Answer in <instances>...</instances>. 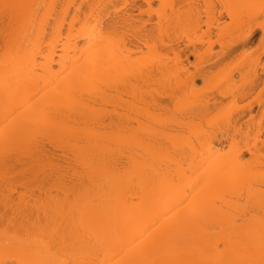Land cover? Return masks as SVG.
I'll return each mask as SVG.
<instances>
[{"label":"bare ground","instance_id":"bare-ground-1","mask_svg":"<svg viewBox=\"0 0 264 264\" xmlns=\"http://www.w3.org/2000/svg\"><path fill=\"white\" fill-rule=\"evenodd\" d=\"M12 1L10 2L21 5L43 6V10L38 13L39 20L36 25V36L31 38L32 41H38L36 50L39 55L34 59L31 66L21 68L19 64L11 60V54H7L9 58L6 61V51L2 43L1 46L3 48L0 47V60L2 61H0V130L4 129L6 125L4 119L5 104L8 103L10 106L24 104L25 108H27L29 97L35 93L54 94L56 88L58 86L63 87L65 82L63 78H57V73L62 68H68L69 77L78 81L92 71L99 73L102 67L105 70V74L111 73L114 83L104 85L100 90L81 89L77 93L78 99L65 98V102L58 110L60 120L65 126L74 128L79 133L78 138H83L85 144L68 145L65 143L53 144L51 141L44 142L40 151V158L46 162V165L39 172L34 169V161L29 156L14 151H10L7 155L5 154L3 136L2 132H0V261H8L11 264L13 259L19 261L29 258L31 253L41 251L40 241L43 239L44 234L36 224V221L43 215L44 210L42 207L43 201L39 200V198L41 195L49 198L56 191H59L62 196H67V192L62 189L70 190L72 185H78L81 180L87 179V173L83 165L86 153L91 148L96 147L97 141L104 144L106 141L113 140L118 141L116 149L114 151L109 149L108 151L114 157V161L121 162V168L126 174L127 178L124 180L123 189L111 198L115 201L113 203L108 202L109 197L94 193L91 199L95 200L96 203H86L75 212L74 220H70L69 230L71 231L72 228L78 227L79 238L74 246H69L67 251L61 250L58 252L57 256L59 258L78 260L85 262V264H119L120 261L127 258L126 253L129 249L134 248L139 243L140 233L162 217L168 201L172 198V189L175 185L190 188L192 184L205 177L212 178V182L205 191H210L211 197L218 200L219 203L209 206L199 221L191 226L189 234L181 241L180 257L189 261L190 264H218V262L232 264V262L248 258L249 249L258 254L262 229L261 218L264 217V134H262V138L258 135V132H261L259 131L261 129L260 119H258L257 123L255 122L256 124L253 123V120H256L251 116V109L246 112L248 104L245 105L244 113L242 111L244 109L240 110L242 112L239 113L238 109H241L242 106L237 108L236 101H234L235 104L232 102L230 105L228 104L226 108L224 106L226 104L222 105L221 108L225 110L222 115L218 114L217 107L216 109L214 108L215 106L211 107L213 110L210 108L213 104H217V100L214 103H210L212 104L210 105V101H206L208 98L206 100L202 99L203 96L199 94V90H196V93L201 96L199 97L200 100L198 97V100L195 98L197 101L188 100V97H194L193 95L196 94L194 93L195 89L193 90L190 85L195 84L196 78H200L205 82L206 77L209 76L208 74H212L208 69L216 64L214 61L210 62V59L217 55L211 54L210 51V53H207V50H210L211 47L209 43L204 54L213 56L210 57L208 55L210 58L207 61L210 64L202 67L201 65H206L207 61L205 63L200 61H203L206 54H199V52L198 55L196 48L193 47L195 46L193 44L195 41L188 39V43H191L193 47L189 53L195 54V56L198 55V60L199 56L200 59L201 57L203 58L199 60L201 68L197 69L195 74L189 73V69L185 67L186 65H184L183 60L179 56L183 49H179L180 45L178 47L176 42L175 47H173L174 42L172 43V40L175 41L173 39L175 38L174 36L179 32H181V36H186L185 31L182 32L180 26L183 28L187 24L188 27L192 23L191 29L196 30L200 27L198 22L200 21L198 19L200 11L198 10H201V6L199 8V2L196 5L193 0H186L187 2L185 0H157L159 1L158 6L161 4L168 5L167 10H169L167 12L173 13L172 20L174 22L170 21L169 17L166 16L164 17L163 29H161V25L158 22L159 18H156V24H154L155 21L152 24L149 21L148 27L150 30H154L158 36L161 30L164 34L167 28L169 29L170 24L173 32L176 29V34L171 31V34H174L171 35V37L173 36L172 40L164 36L159 44V47L161 49L163 47L165 50L160 55L166 53L161 56L168 58L163 64L158 62L143 72L136 71L133 75L125 78L119 70V66L123 62V55L125 53L135 55L139 49L135 47H130L126 50L116 49L111 41L96 39L101 30L106 27L105 22L109 18V12L113 16L115 15V9L110 6L120 3L121 0ZM141 1L145 4L151 3V0ZM183 1L186 6L183 5L184 8L181 6ZM188 1L191 5L194 3L192 7H190L191 5ZM222 1L220 0L219 3L224 4L225 1ZM240 1L226 0L225 4H258L260 0ZM3 2H7V0H3ZM125 2L141 4L137 0H125ZM175 3L182 4H179L180 7L178 6L177 8ZM208 4L212 5L211 2ZM204 7L205 15H209L212 9H209L208 12ZM244 9L242 7L231 9L233 16L236 18L235 26H238L241 22L239 21L240 16L244 15L242 11H244L243 13L248 11ZM26 11L29 13L33 12L32 9H27ZM183 12L184 15H182ZM225 12V17H228V22L231 25L228 24L224 27L220 24L216 27L217 29L220 26L224 27V30L219 28L224 33L226 28H229L226 31L228 32L233 27L232 32L230 31L231 33L224 34L225 36H231L233 30L235 31V27L230 23L228 11ZM0 14L3 15L2 13ZM218 17L220 16L218 15ZM4 19V16L0 17L3 26L6 24ZM225 22L226 20L223 23ZM2 28L4 29V27ZM3 29L0 30L3 31ZM178 29L179 32L177 33ZM217 31L220 32V30ZM216 33L219 36V33ZM236 33L234 36L239 35L238 32ZM233 34L231 36L233 41H226L227 39H225V42L229 44L235 42L230 46L229 44L227 47L222 46L221 42L223 43L224 40L220 41L221 39H218L219 45H221L220 49L223 47V50H226L223 56L231 54L235 47H238L237 44L239 42L241 45H245L252 38L250 37L246 41H238ZM89 35L93 36L92 48L91 50H86L84 40ZM220 35L222 36L219 38L224 36L223 33H220ZM21 39L23 40L24 37L22 36ZM164 39L167 40L163 41ZM177 40L179 41L178 38ZM167 41H171L172 44L170 42L168 44ZM178 41L177 44H180ZM28 42L25 41V43ZM136 43H139V41L137 40ZM166 49L169 50V53H173V55H171L172 53L170 54L171 57L175 55V58L172 57L173 60L167 55ZM247 55L250 56V54ZM251 58L255 60V56ZM259 58H256L257 60H255L254 64V60L250 61L252 59L249 57L250 60L248 62H250V65L249 63L247 64V58H245L243 63L249 66L246 67L242 63L238 66V69L240 68L239 74L242 71L244 76L250 70V74L249 72L246 74L249 78L246 81L249 82L246 83L244 78L242 79L243 83L247 84L245 85L247 89H245L249 93L251 89L254 91L255 87L258 86L259 88L257 70L263 72L264 69V64L262 65L261 63V68L254 69L256 63L260 61ZM92 60H95L96 63H89ZM168 61L174 62L169 64ZM251 62H253L254 68L250 67L253 66ZM74 66L79 68V76L73 71ZM259 66L256 65V67ZM129 70L132 71L131 68ZM231 71L233 72L234 70H229L228 73L221 75L217 74V77L212 74V76L210 75V80L205 82V86L208 87V85L211 86L213 84L211 82L216 81L215 78H218L217 81L219 80V82L216 81L214 83V89L220 91L221 94L223 90H225L223 91L225 94H230V96H226V99L229 97L228 101L235 100L236 96L241 95L239 93L237 95L235 93L237 88L228 83L229 79L227 78L232 74ZM158 76L159 78H157ZM245 78L247 77L245 76ZM158 79L161 83L160 81L159 83L157 82ZM117 80L119 81L118 83L115 82ZM262 80H264V77ZM209 81L211 82L209 83ZM257 82L256 86L255 83ZM156 84L159 89L162 84L165 85V88L167 85L174 84L178 95L182 90H186V93L183 92L185 94L177 95V97L175 95L176 100L173 96V100L172 97L166 96L170 94L169 90H166L169 94L163 92V86L161 88L162 91L158 89V91L165 94L162 97V93L157 95L155 91L157 86H155L156 89H151ZM261 84V88H264V82H261ZM226 87L228 90L224 89ZM240 89L246 93L244 88ZM203 90L206 89L204 88ZM210 90L209 95L213 97L212 89ZM176 91L174 92L175 94ZM260 92L259 90L258 93ZM174 93L170 95L172 96ZM192 93L193 95H191ZM153 94L157 99L160 97L159 99L164 101V103L157 100ZM126 95L129 97L126 98ZM123 96L125 97L123 98ZM233 96L235 97L232 98ZM161 97L166 100L171 99L169 100L171 102H165ZM125 98L131 99L128 101ZM258 98H256L257 105L260 104ZM222 99L224 100L225 97H222ZM167 102L172 105L170 106ZM234 108L236 116L232 112ZM260 108L262 109V107ZM228 110H230L229 113H227ZM237 110L239 112H236ZM210 114L212 116H209ZM232 114L234 115L232 116ZM246 116V119L251 122H248L249 125L246 124V120V123L243 120ZM217 117L220 118L218 121L216 120ZM241 120L247 126L245 127L244 124L245 129L243 131H241V126L239 125ZM213 121L216 122V130L212 133V138L209 141L213 151L227 153V149L232 147L234 139L236 142L244 139L241 142H246L243 144V148L249 152L250 156L249 154L247 155L249 158H245L244 151L239 153L243 157L242 162L236 160L235 154L231 156L223 155L220 159H216L211 153H208V146L201 139V136L204 135L203 126H207ZM220 124H223L222 128ZM251 126L255 127V130L253 129L254 127L252 128L253 134L249 132ZM88 141H91V143H88ZM257 144L262 150L256 146ZM66 153L71 157H68ZM181 163H183V167L179 166ZM24 169L25 171L23 172L22 170ZM157 173L160 176H167L169 182L162 184L156 195L146 196L141 186V175L147 176ZM132 177H135V182L132 181ZM172 177L175 178V185L171 183ZM58 178H62L65 183H57ZM13 179H16L15 184L14 182L12 183ZM18 179H20V185L31 186L30 188L26 187V191L35 193L34 196L30 195L29 201L26 202L29 212L28 215L23 217L14 213L13 205L15 201L11 199V196L15 194L13 192L19 187V184L17 185ZM110 219L113 222H119L118 229L111 231L107 243L98 242L96 234L104 233L108 230ZM161 222L171 223V220H162ZM6 228L9 229L7 233L5 231ZM19 233L23 234L21 239H17V234ZM242 241H247V245L242 243Z\"/></svg>","mask_w":264,"mask_h":264},{"label":"snow or ice","instance_id":"snow-or-ice-1","mask_svg":"<svg viewBox=\"0 0 264 264\" xmlns=\"http://www.w3.org/2000/svg\"><path fill=\"white\" fill-rule=\"evenodd\" d=\"M115 9L113 16L109 12V18L105 22L97 40L111 41L116 49L126 50L130 47L138 48L135 55L124 54L123 62L119 70L123 76H131L134 72H143L156 63H165V57L160 53L164 51L159 47L162 42L163 31L159 36L154 30H150L148 22L159 18L161 29H163L164 17L173 19L172 14L167 12L168 5L161 4L156 6L152 3L134 4L121 0L120 3L110 6ZM174 7V6H173ZM234 7H242L248 11L240 17V23L236 24V18L231 11ZM209 9L221 11V17L224 11H228L232 26L239 35L235 38L238 41H246L253 37L256 32L259 35V43L252 50L261 52V64H264V0L258 4L251 3L247 5H209ZM32 9L29 13L26 10ZM43 10L41 5H21L0 0V13L3 14L6 24L0 39L6 51V61L11 54V60L19 64L21 68L31 66L34 59L38 57V41H32L36 36V25L39 20V11ZM213 12H209L208 24L213 26L215 20ZM235 35V33H234ZM24 37L22 40L21 37ZM169 38H171V24L169 25ZM93 36L85 37L84 43L86 50L92 48ZM139 43H136V41ZM25 41H29L25 43ZM89 63L95 64L92 60ZM132 69L130 71L129 69ZM73 71L79 76V68L74 66ZM57 78L65 80L63 87H57L54 94L35 93L29 97L28 107L24 104H15L10 106L5 104L4 119L5 128L0 130L3 136V147L5 154L10 151L22 153L34 161V169L39 172L45 168L46 162L40 158V151L44 142L51 141L53 144L65 143L68 145H84L83 138H78L79 133L65 126L58 115V110L67 99H78L77 93L81 89L100 90L104 85L114 83L111 73L105 74L101 67L100 72L92 71L83 79L73 80L69 77L68 68H62L57 73ZM118 83L119 81H115ZM55 83V81H53ZM261 107L264 108V88L261 89ZM220 118L217 117L218 121ZM254 119V118H253ZM215 121L210 122L204 127V135L201 139L208 146V153H211L216 159L223 155L235 154L237 161L242 162L243 157L239 155L244 150L243 142H236L234 139L231 148L227 153L214 152L209 141L212 133L216 130ZM261 132L264 134V114L260 117ZM223 127V124H220ZM91 143V141H88ZM118 141H106L101 144L97 141L96 147L91 148L85 155L83 165L87 173V179H83L78 185H72L69 189H62L67 192V196H62L56 191L53 196L45 198L43 195L39 200L43 201V215L40 216L36 224L40 227L44 236L41 239V251L29 254V258L19 261L13 259L11 264H85V262L71 259L59 258L57 253L61 250L67 251L69 246H74L79 238V228H70V220H74L75 212L81 209L86 203H96L91 199L93 194H99L109 197V203L115 202L112 197L123 189L126 174L121 168V162L114 161V157L109 154V149L115 150ZM250 143V141H249ZM183 167V163L179 165ZM55 175V173H54ZM91 181V183H90ZM135 182V177H132ZM167 176L157 174L141 175V186L146 196L156 195L162 184L168 183ZM212 182L211 177H205L192 184L190 188L181 185H175V178L172 177L171 183L175 185L172 189V198L168 201L166 210L162 217L157 219L154 224L145 228L138 238L139 243L134 248H130L126 253L127 258L120 261L119 264H190L189 261L182 259L179 255L180 244L183 238L187 237L190 228L197 223L203 216L207 208L212 204H218L219 201L211 197L210 191L205 189ZM57 183L63 184L62 178L57 179ZM30 185L17 187L15 194L11 199L15 201L13 211L21 217L28 215L26 202L30 195L35 193L26 191ZM7 195V194H6ZM162 220H171V223H162ZM262 229L260 233V245L258 254L249 249L248 258L232 262V264H264V217L261 218ZM119 227V222L109 220L108 230L104 233L96 234L98 242L107 243L111 231ZM6 233L9 229H5ZM22 233L17 234V239H21ZM247 245V241H242ZM36 257V258H32ZM0 264H9L8 261H0ZM224 264V262H218Z\"/></svg>","mask_w":264,"mask_h":264},{"label":"rangeland","instance_id":"rangeland-1","mask_svg":"<svg viewBox=\"0 0 264 264\" xmlns=\"http://www.w3.org/2000/svg\"><path fill=\"white\" fill-rule=\"evenodd\" d=\"M10 1H12V0H9V3H11ZM137 1H138V3L141 2V4H145V3H142L141 0H137ZM185 1H186V0H185ZM193 1L196 3V5H197V3L199 2V3H198L199 8H200V6H201V10H202V11H203V7H204V5H205L204 8H206L208 12H209V8L206 7V6H209V4H208L209 2H211L212 5H217V6L223 4V3H222V4L219 3L220 0H217V1H216V0H196L197 2H196L195 0H193ZM221 1H222V0H221ZM223 1L226 2V0H223ZM223 1H222V2H223ZM242 1H243V0H241L240 2H242ZM252 1H253V0H252ZM256 1H257V0H256ZM258 1H259V0H258ZM7 2H8V0H7ZM12 2H13V1H12ZM186 2H187V1H186ZM188 2H189V1H188ZM191 2H192V1H191ZM207 2H208V3H207ZM225 2H224V4H225ZM246 2H247V1H246ZM259 2H260V1H259ZM151 3L154 4V5H156V6H158L159 1H157V0H151ZM184 3H185V2L183 1V4L181 3L182 5H181L180 3H179V4H180L181 6H183V5L185 6ZM189 3H190V2H189ZM139 4H140V3H139ZM175 4H176V3H175ZM179 4H176V5H177V8H178ZM193 4H194V3H193ZM193 4L191 5V3H190V5H191L190 7H192ZM224 4H223V5H224ZM240 4H241V3H240ZM184 6H183L182 8H184ZM188 6H189V5H188ZM179 7H180V6H179ZM185 7H186V6H185ZM196 8H197V6H196ZM168 10H169V9H168ZM168 10H167V11H168ZM179 10H180V9H179ZM201 10H200V9L198 10V11H200V14H199L200 16L198 17V19H200V21H198L200 27L197 28L196 30L191 29L192 26H193L192 23H190V26H188V27H187V24H186V26L183 24V25L185 26V27H183V28L180 26V28L182 29V32L185 31L186 36H184V35L181 36V35H180L181 32H179V29H178L177 33H178V32H179V33H178L176 36H174L175 38H173L175 41L172 40V37H173V36L171 37L172 43L174 42V43H173V45H174L173 47H175V42H176V45H177L178 47H179V45H180L179 49H180V48L183 49V50H182V53H180V55H179V56H180V59L183 60L184 65H186L185 67H186L187 69H189L190 72H189V71H188V72H189V73H194V74H195V72H196L197 69L201 68V67L199 66V63H200V62H201V63H205V61L209 60V58H210L211 56H213V55H217L216 57L214 56L215 58H214V57H211V59L214 58L212 61H211V59H210V62H213V61H214V62H216V64H215V66L212 65V66L208 69L209 72H212V74L214 75V77H217V74H218V75H221V74H224V73H228L229 70H232V69H233L234 71H233V72L231 71L232 74H231V75L228 74V75H230V76H229L230 78H229V77L227 78V79H229V82H228V83H231V85H233L234 88H237V90H239L240 88H244V90H246L247 88H246L245 85H247L246 83L249 82V81H246V79H249L248 76H247L246 74H247L248 72H249V74H250V70H248V72L245 74V76L247 77V78H245V76L242 75V71H241V73L239 74V72H240L239 69H240V68L238 69V66H239L241 63H242V65L245 64V63H243L245 58H247V64L249 63V65H250V62H248V61H249L250 59H252V60H250V61H253L254 58H251V57H253V56H255V60H257V59H256L257 57H260L259 60L261 61V52H260V51H256V52H253V51H252V50L256 47V45L259 43V35H258L256 32H254V33H253V37L251 38V40L248 41L245 45H243V44L241 45V43L239 42L240 44H239V43L237 44L238 47H237V46L235 47V49H234L235 51L233 50L234 52L232 51L231 54H230V53L228 54V56H226L227 54L223 56V54H225V51H226V50H223V47H222V49H220V46H221V45H219L220 43H219L218 41H219L220 39H221L220 41H223V40H224V42H223V43L221 42V44H223L222 46H226V47H227L229 43H228V42H225V39H227L226 41H228V40L233 41V40H232L233 37H231V36H232L233 33H235V35H236L237 33L233 30V33L231 34V36H230V35L225 36V35H227L228 33H231V32H232V28H233V27L230 28V29H231V30H230L231 32H230V31L226 32L227 30H229V28H226V29H225V33H224V31H223V30H224V27H226V25L229 24V22H228V21H229L228 17H227V16L225 17V15H226V12H225V11L223 12V15H224V16L221 17V12L218 14V12L220 11L219 9H216V10H213V11L210 10V11L213 12L214 17H218V15L220 16L219 19H216V20H215V24H214L213 26L210 27L209 24L207 23V19H208L209 15H207V14L205 15L204 11L202 12ZM244 10H245V9H244ZM176 11H177V9H176ZM181 11H182V9H181ZM181 11H180V12H181ZM174 12H175V11H174ZM180 12H179V13H180ZM184 12H185V11H184ZM184 12L182 13V15H184ZM186 12H187V11H186ZM243 12H244V11H242V14H245V13H243ZM169 13H170V12H169ZM176 13H177V12H176ZM202 13H203V14H202ZM172 14H173V13H172ZM2 16H3V15L0 14V17H2ZM174 16H175V15H174ZM238 16H239V15H238ZM241 16H243V15H241ZM241 16H240V17H241ZM180 17H181V14H180ZM180 17H179V18H180ZM182 17H183V16H182ZM200 17H201V18H200ZM174 18H175V17H174ZM183 18H184V17H183ZM1 19H2V18H1ZM184 19H185V18H184ZM224 19L226 20V22H228L227 24H226V22L223 23V22L225 21ZM4 20H5V19H4ZM155 20H156V19H154V20H150V21H151L150 23L152 24ZM185 20H186V19H185ZM185 20H184V21H185ZM172 21L174 22V20H172ZM179 21H180V20H179ZM182 21H183V20H182ZM187 21H188V20H187ZM222 21H223V22H222ZM230 21H231V18H230ZM239 21H240V19H239ZM176 22L178 23V21H176ZM198 22H197V24H198ZM200 22H201V23H200ZM4 23H6V20L4 21ZM4 23H3V24H4ZM183 23H185V22H183ZM222 23H223V24H222ZM230 23H231V22H230ZM0 24L2 25V20H0ZM154 24H156V21H155ZM191 24H192V26H191ZM195 24H196V23H195ZM220 24L224 26V27H221V26L219 27V28H222L223 30H222V29H219V28L217 29L216 26H219ZM224 24H225V25H224ZM1 25H0V26H1ZM183 25H182V26H183ZM188 25H189V24H188ZM229 25H231V24H229ZM4 26H5V25H4ZM4 26L2 25V27H4ZM2 27H1L0 29H3ZM174 27H175V26H174ZM174 27H173V28H174ZM190 27H191V28H190ZM196 27H197V26H196ZM208 27H209V28H208ZM228 27H229V26H228ZM188 28H189V30H188ZM190 29H191V30H190ZM175 30H176V29H175ZM175 30H174V32H173V30H172V28H171V31H172L173 33L176 34V31H175ZM186 30H187V32H186ZM217 30H220V32L217 31ZM193 31H194V32H193ZM222 31H223V32H222ZM216 32L219 33V36H217V33H216ZM2 33H3V31L0 30V36H2ZM173 33H172V34H173ZM220 33H223V35L225 34V35L223 36L224 38H223V37L219 38L220 36H222V35H220ZM164 34H166V35H164ZM164 34H163V37L166 36L165 38H169V29H168V28H167V31H166ZM172 34H171V35H172ZM188 34H189V35H188ZM173 35H174V34H173ZM179 35H180V36H179ZM229 36H230V37H229ZM233 36H234V34H233ZM227 37H228V38H227ZM234 37H236V36H234ZM177 38L179 39V41L177 40ZM229 38H230V39H229ZM162 39H163V38H162ZM188 39H192V40L195 41V42H193V41L191 40V41L193 42V44H195V46H193V47L196 48L197 54H198L199 52H200L199 54H201V53L204 54V52H206V49L208 48L209 43H210V44H211V47H210V50H207V51H208L207 53H210V52H211V54H213V55L208 54V55H210V57H208V55L205 53L206 55L204 54V55H205V58H204V59H203L202 57H201V59H200V56H199V60H202V59H203V61H200V62H199L198 57H197L199 54H198V55L196 54L197 56H195V54L189 53V51H190L193 47H192L191 43H190V44L188 43ZM218 39H219V40H218ZM235 39H236V38H235ZM166 40H167V39H166ZM166 40L164 39L163 41H166ZM169 40H170V39H169ZM176 40H177L180 44H177V41H176ZM186 40H187V41H186ZM191 41H189V42H191ZM236 41H237V40H236ZM168 42H170V44H172L171 41H167V43H168ZM186 42H187V43H186ZM2 43H3V40L0 39V47H1V48H3V47L1 46ZM163 43H164V42H163ZM163 43H162V44H163ZM234 43H235V42H234ZM234 43H231V44H234ZM164 44H165V43H164ZM168 44H169V43H168ZM231 44H229V46H230ZM207 45H208V46H207ZM3 46H4V45H3ZM239 46H240V47H239ZM161 47H162V46H161ZM162 49H164V48L162 47ZM224 49H225V48H224ZM166 50H167V49H166ZM177 50H178V49H177ZM1 51H3V50H1ZM164 51H165V50H164ZM164 51H163V52H164ZM168 51H169V50H167L166 52H168ZM209 51H210V52H209ZM2 53H3V52H2ZM171 53H172V52H170V53L168 52L167 55L170 56ZM163 54H166V53H163ZM163 54H161V55H163ZM247 54H250V56L247 55ZM0 55H1V54H0ZM3 55H4V54H3ZM171 55H173V53H172ZM186 55H188V56L186 57ZM164 56H165V55H164ZM174 56H175V55H174ZM174 56H172V57H174ZM202 56H203V55H202ZM247 56H249L250 59H249V57H247ZM166 57H167V56H166ZM172 57L170 56L171 59H172ZM203 57H204V56H203ZM167 58H168V57H167ZM170 58H169V59H170ZM174 58H175V57H174ZM172 60H173V59H172ZM255 60L253 61L254 64H255ZM0 61H1V60H0ZM260 61H259V62L256 61V62H258V63H256V65L259 66V65H260ZM1 62H2V61H1ZM168 62H169V64H171V63L174 62V61H172V62H171V61H168ZM170 62H171V63H170ZM245 62H246V60H245ZM253 62H251V65H253V66H250V67H253V68H254V64H253ZM201 63H200V65H201ZM174 64H175V63H174ZM197 64H198V65H197ZM209 64H210V63H208V61H207V62H206V65H203V64H202L201 66H202V67H204V66L206 67V66H208ZM242 65H241V66H242ZM249 65H248V66H249ZM256 65H255V68H254V69L257 70L258 68H261L263 64L260 65L259 67H256ZM241 66H240V67H241ZM244 66H246V64H245ZM244 66H243V68H245ZM248 66H246V67H248ZM263 66H264V65H263ZM237 69H238V70H237ZM241 69H242V68H241ZM248 69H250V68H248ZM251 69H252V68H251ZM252 70H253V69H252ZM252 70H251V74H252ZM243 71H244V69H243ZM257 72H258L259 84H258V82H257V83H255V85L258 84V85H259V88H258V86L256 85L257 87L254 88L255 90L253 91V90L251 89L250 93L246 90V93L248 92L247 95H245L246 93H244L245 91L243 92L242 89L239 90L240 92L242 91L241 93H240L239 91H237L236 89H234V90L237 91V92L235 91V93H237V95H239V94H241V95H240V96H236V97L233 96L232 98L235 97V100L232 99V101H231V100L228 101V100H229V97H227L228 99H226V96H230V94H227V93L225 94V93L223 92V91H225V90L221 91V92H222V94H221L220 91L214 89V88H215V87H214V83L217 81L218 78H217V79L215 78V80H216L215 82H211L212 80L209 81V83H210V82L213 83V84H212L213 86L210 84L212 87L209 86V85H208V87L205 86V84H206L205 82H208L207 80H210V78H211L210 75L212 76V74H208L209 76L206 77L205 82H204L202 79H200V78H196L195 81H194L195 84H194V85L191 84L190 87H193V88H192L193 90L195 89V90H194V93H196V90H199V91H198L199 94L202 95V96L204 97V98L202 97L203 100H206V98L210 99V100H208V99L206 100V101H210L209 104L212 103V102L214 103V101L217 100L216 102H217L218 105H217V104H216V105L213 104V106H210V108H211V107L213 108V107L215 106L214 108L216 109V107H217L218 114L220 113L221 115H222V113H223L224 110H225V109L223 110V109L221 108L222 105H224V104H226V105H224L225 108H226V106H228V104L230 105L231 102L234 103V101H236V105H238L237 108H239V106H242V107H243V105H244L243 108L241 107V109H238L239 111L242 110V109H244V110H242L243 113H244V111H245V105L248 104L249 106H247V108H246V112L249 111V110L251 109V110H250L251 113H252L251 116L256 120V121L253 120V123H255V122L257 123V121H259L258 119H260V118H258V117H259L260 115L264 114V113H262V112H264V111H262V110H264V108H262V109L260 108V107H261V105H260V104H261V98H260V97H261V92L258 93V91H259V90L261 91V89H262V88H261V85H262L261 82H264V80H262L263 77H264V76H263L264 69H263V72H262V71L260 72L259 70H257ZM228 75H227V76H228ZM240 75H242L243 77L240 76ZM232 76H233V77H232ZM251 76H252V75H251ZM249 77H250V75H249ZM260 77H261V78H260ZM157 78H159V76H158ZM207 78H209V79H207ZM219 78H220V77H219ZM231 78H232V80H231ZM243 78H244V81L246 82L245 84L243 83V82H244V81L242 80ZM258 78H257V79H258ZM223 79H224V78H223ZM260 79H261V80H260ZM213 80H214V79H213ZM220 80H221V79H220ZM225 80H226V79H225ZM225 80H224V81H225ZM230 80H231V82H230ZM159 81H160V80L158 79L157 82L159 83ZM222 81H223V80H222ZM157 82H156V83H157ZM217 82H219V80H218ZM250 82H251V81H250ZM158 83H157V84H158ZM160 83H161V81H160ZM163 83H164V82H163ZM242 83H243V84H242ZM157 84H156V85H153L154 87H152L151 89H153V88H155V86H157V87H156L157 90H155L156 88H155L154 90L157 92V95H159L160 93H162V94H161L162 97L165 96V94H169V92L166 91V90H169V91H170V94H173V93L176 91V89L174 88V84H175V83H174L173 85H169V86L166 84V85L168 86V87L166 86L167 89L165 88V85L162 84V87L164 86V88H163V92L165 93V94H163V92L158 91V89H159L158 87H159V86H158ZM223 84H224V83H223ZM248 84L250 85V83H248ZM260 84H261V85H260ZM160 85H161V84H160ZM187 85H188V84H187ZM215 85H216V84H215ZM221 85H222V84H221ZM221 85H220V86H221ZM231 85H230V86H231ZM241 85H244V86H241ZM171 86H172V87H171ZM217 86H219V85H217ZM224 86H225V85H224ZM224 86H223V87H224ZM240 86H241V87H240ZM263 86H264V84H263ZM162 87H161V88H162ZM247 87L249 88V86H247ZM253 87H254V86H253ZM161 88H160V89H161ZM170 88H171V89H170ZM172 88H174V89H172ZM176 88H177V87H176ZM186 88H187V87H186ZM204 88H205L206 90H203ZM228 88H229V84H228ZM230 88H231V87H230ZM245 88H246V89H245ZM256 88H257V89H256ZM160 89H159V90H160ZM164 89H165V91L168 92V93H166V92L164 91ZM182 89H184V88H182ZM210 89H212L213 97H212L211 95H209V93H210V91H211ZM217 89H219V88L217 87ZM224 89L228 90L227 87L224 88ZM231 89H233V88H231ZM173 90H175V91H173ZM177 90H178V88H177ZM190 90H191V89H190ZM155 91H154V92H155ZM161 91H162V89H161ZM180 91H181V90H180ZM180 91H179V92H180ZM188 91H189V87H188ZM191 91H192V90H191ZM232 91H233V90H232ZM154 92H153V93H154ZM158 92H159V93H158ZM172 92H173V93H172ZM177 92H178V91H176V94L174 93V95H172V96H171L170 94H169V95H166V96H169L170 98L172 97V99H173V96H174V98H175V95H176V97H177V95H178ZM183 92L186 93V90H184V91L182 90V92H180L178 96H180V94H181V95L185 94V93H183ZM187 93H188V92H187ZM190 93H191V92H190ZM238 93H239V94H238ZM242 93H243L245 96H244ZM110 94H111V92H110ZM112 94H114V93H112ZM153 95H154V94H153ZM191 95H193V93H192ZM195 95H197V96H195ZM242 95H243V96H242ZM154 96H155V95H154ZM187 96H188V94H187ZM193 96H194V97H190L191 99L188 97V100H190V101H194L195 98L197 99V97H198V99L200 100L199 97H201V96H199L197 93L194 94ZM259 96H260V97H259ZM124 97H125V96H123V98H124ZM127 97H129V96L126 95V98H127ZM162 97H161V98H162ZM222 97H225L226 100H225V99L223 100ZM258 97H259V98H258ZM126 98H125V99H126ZM155 98H156V96H155ZM159 98H160V97H158V99H157V98H156V99L162 101V100L159 99ZM166 98H167V97H166ZM212 98H214V99H212ZM256 98H258V100H259V103H260V104L258 103L259 105L256 104V103H257ZM130 99H131V98H130ZM130 99L128 98V99H126V100L130 101ZM162 99H163V98H162ZM198 99H197V100H198ZM163 100H165V102H166V101H169V100H171V99L166 100V99L164 98ZM173 100H174V99H173ZM175 100H176V98H175ZM178 100H179V99H178ZM197 100H195V101H197ZM203 100H202V101H203ZM179 101H180V100H179ZM218 101H219V103H218ZM220 101H221V102H220ZM227 101H228L229 103H228ZM162 102L164 103V101H162ZM169 102H171V101H169ZM169 102H167V104H168ZM169 104H170V103H169ZM234 104H235V103H234ZM171 105H172V104H170V106H171ZM210 105H212V104H210ZM231 106H232V104H231ZM232 107H233V106H232ZM108 108H109V107H108ZM167 108L169 109V107H167ZM170 108L172 109V107H170ZM212 108H211V109H212ZM223 108H224V107H223ZM237 108H236V109H237ZM110 109H111V108H110ZM215 109H214V110H215ZM229 109H230V108H229ZM212 110H213V109H212ZM238 110H237L236 112H239ZM242 111H240L239 113H241ZM212 112H214V111H212ZM229 112H230V110H228L227 113H229ZM232 112L235 114V108L232 110ZM259 112H260V113H259ZM254 113H255V114H254ZM257 113H259V114H257ZM261 113H262V114H261ZM230 114H231V113H230ZM234 114H232V116H233ZM213 115H214V114H213ZM254 115H255V117H254ZM258 115H259V116H258ZM209 116H212V115L210 114ZM235 116H236V114H235ZM260 117H261V116H260ZM246 118H247V116H246L243 120H244V122H245V120H246L247 123H246V122H245V123H246L247 125H249L248 122H249L250 120H247ZM251 121H252V120H251ZM242 122H243V121L241 120L240 123H239V125L241 126V131H243V130L245 129V127H247L246 124H245L244 122H243V123H242ZM249 123H251V122H249ZM256 123H255V124H256ZM244 124H245V127H244ZM255 124H254V126H255ZM252 125H253V124H252ZM254 126H251L250 129H249V132L252 133V134H253V132H254V131H252V130H253V129L255 130V127H254ZM253 127H254V128H253ZM252 128H253V129H252ZM259 131H261V129H260ZM258 133H259L258 135L260 136V138H262V137H261V136H263L262 133H261V132H258ZM260 138H259V139H260ZM242 140L244 141V139H242ZM242 140H241V141H242ZM260 140H261V139H260ZM241 141H240V142H241ZM257 141L259 142V140H257ZM258 142H257V143H258ZM263 142H264V138H263ZM245 143H246V142H244L243 144H245ZM259 144H260V143H259ZM259 144H257L256 146H257L258 148H261L260 146H258ZM260 145H261V144H260ZM262 146H263V144H262ZM261 150H262V148H261ZM243 151H244V154H245V158H246V157L249 158V156H250L249 152H248L246 149H244ZM248 154H249V156H247ZM66 155H67L68 157H71V156H69L68 153H66ZM26 167H27V166H26ZM26 167H24V168H26ZM26 169H27V168H26ZM16 170H17V169H16ZM22 171L24 172L25 169L22 170ZM28 171H29V170H28ZM28 171H26V172H28ZM26 172H25V173H26ZM26 175H27V174H26ZM18 177H19V176H18ZM13 180H14V179H13ZM13 180H12V183L14 182V184H15V183H16V179H15L14 181H13ZM19 180H20V179L17 180V185L19 184V187H21L22 185H20ZM21 182H22V181H21ZM13 186H14V185H13ZM15 187H16V186H15ZM15 190H16V189H15ZM14 193H15V192H13V194H14Z\"/></svg>","mask_w":264,"mask_h":264}]
</instances>
